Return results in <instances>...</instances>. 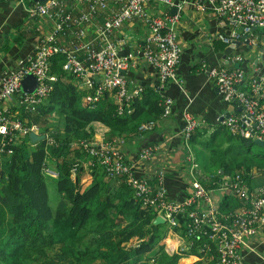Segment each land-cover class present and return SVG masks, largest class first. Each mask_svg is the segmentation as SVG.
Instances as JSON below:
<instances>
[{
    "label": "built area",
    "instance_id": "obj_1",
    "mask_svg": "<svg viewBox=\"0 0 264 264\" xmlns=\"http://www.w3.org/2000/svg\"><path fill=\"white\" fill-rule=\"evenodd\" d=\"M3 1L23 4L31 16L48 19L51 27L39 40L34 52L20 58L15 67L7 69L0 76V146L11 140L17 141L20 136L27 137L30 132L44 134L48 143L53 142L52 136L42 132L37 123L24 122L19 112L12 110L10 102L20 92V105L33 110L35 104L48 95L57 78L55 73L50 72V58L56 53L64 54L62 68L77 76L78 87L88 89L84 96L87 106L94 107L105 92L112 91L117 112L131 111L132 99L141 95L143 87L133 86L129 89L124 70L131 63L132 52L120 55L118 42L109 36L125 21L133 18H139L148 27L142 55L158 75L156 91L160 95L161 115L170 113L172 98L164 95L162 89L169 80L176 78L175 69L180 57L176 25L181 3L175 0ZM70 2L83 4L84 8L74 13L69 8ZM110 3H116L117 9L110 10L103 21L95 25L93 36H87L85 24L98 13L107 11ZM153 4H164L167 8L153 14L148 9ZM173 6H176V10L171 12L169 7ZM197 7L210 9L231 27L227 33L216 34L218 39L228 44L237 41L254 44L257 38L254 30L264 27V0H206ZM67 32L73 34L70 46L58 42L59 36ZM80 52L84 53L83 57L79 55ZM205 65H202V69L213 79L224 100L241 107V111L223 115L220 119L228 134L264 140V72L246 77L240 68ZM27 73H32L37 80L32 92L21 90V79ZM244 82L245 87L242 86ZM183 119L182 134L187 141L201 120L189 111L183 112ZM154 124L155 120L149 118L141 122L138 128L145 131L152 129ZM124 145L125 139L122 137L78 139L75 144L87 154L88 158L83 160V164L88 171L98 165L108 176L125 179L141 207L150 208L155 216L163 218L172 232L170 236L176 241L170 247L166 244V250L169 247L171 252L192 253L201 264H247L243 250L255 249L247 238L264 235V185L253 187L241 173L225 172L219 168L204 174L203 180L199 179L196 175L198 162L186 142L193 176L191 191L183 200L173 199L168 196L163 184V171L158 172L155 184L147 177L138 175L133 170V163L125 156ZM155 150L156 146L148 145L138 156L140 159L150 158ZM80 163V159L72 163L71 178L75 177ZM42 170L48 177L58 176L57 169L50 166L47 160ZM209 184L219 191L221 197L225 193L238 196L241 204L234 209L221 211V197L216 199Z\"/></svg>",
    "mask_w": 264,
    "mask_h": 264
},
{
    "label": "trees",
    "instance_id": "obj_2",
    "mask_svg": "<svg viewBox=\"0 0 264 264\" xmlns=\"http://www.w3.org/2000/svg\"><path fill=\"white\" fill-rule=\"evenodd\" d=\"M64 58L62 53L51 56L50 72L57 78L33 110L19 101L12 106L24 122L37 123L53 142L46 138L32 142L28 136H20L0 146V264H59L55 259L64 264H98L94 262L97 259L100 264H179L184 253L165 249L167 235L160 236L154 211L141 207L125 179L112 181L97 165L92 167L93 179L86 186L81 183L83 160L88 157L75 146L78 139L92 140L96 132L106 139L122 137L126 141L141 115H160L159 93L143 88L141 95L132 99L129 112L118 113L109 92L89 107L84 100L88 89L79 88L77 76L62 68ZM52 112L63 117L61 128L49 129ZM226 132L216 131L227 136L224 142L216 141L215 133L203 137L199 127L191 133L190 141L202 159L196 168L199 179L218 168L239 172L248 182L252 173L264 172V150L253 149L256 143L251 138ZM49 159L57 177L43 173ZM79 159L71 178L70 167ZM47 180L55 182L59 194L55 207L49 203ZM240 204L238 196L225 193L219 208L227 211ZM133 239H137L136 245L129 244ZM54 245L59 249L52 253Z\"/></svg>",
    "mask_w": 264,
    "mask_h": 264
},
{
    "label": "crops",
    "instance_id": "obj_3",
    "mask_svg": "<svg viewBox=\"0 0 264 264\" xmlns=\"http://www.w3.org/2000/svg\"><path fill=\"white\" fill-rule=\"evenodd\" d=\"M175 2L182 5L180 18L176 25L180 42V57L175 69L176 78L169 80L162 89L164 95L172 98L171 111L167 115L160 113L159 116L153 117L154 127L145 131L139 130L138 126L150 117L144 114L140 119H136L133 131L126 136L124 151L127 159L133 163L135 173L147 177L151 183L155 184L158 172L162 170V181L168 196L183 200L190 194V182L193 178L186 142L195 156L194 144L191 143L190 138L186 141L182 134L183 112L189 111L201 120L199 128L204 133L203 137L215 133L216 141L224 142L227 141V136L216 133L219 129L224 132L226 130L220 123V119L223 115L241 111V107L235 102L224 100L213 79L207 71L202 69V65L240 68L246 77L263 73L264 28L254 30L257 36L254 44L245 41L228 44L218 39L216 34L217 32L227 33L231 27L216 17L210 9L201 10L197 7V4L206 3V0H175ZM117 6L116 3H110L107 11L98 13L86 23L87 36H93L95 25L101 23L110 13L109 11L117 9ZM69 8L74 13H78L84 8V5L70 2ZM165 8L167 6L164 4H153L148 7L150 13L153 14H158ZM173 8L175 11L176 6L169 7V10L171 11ZM50 27L51 22L48 19L31 16L23 4L0 0V76L7 69L15 67L20 58L34 52L39 40ZM147 33L148 27L145 22L139 18H133L125 21L109 36L113 41L118 42L120 55L132 52L131 63L124 70L129 82V89L133 86H142L157 90V72L142 55L143 42ZM72 41L73 34L70 32L62 34L58 38V42L64 46H70ZM79 55L83 57L84 53L80 52ZM245 85L246 82H244ZM108 92L111 93V99L114 100L112 92ZM19 96L20 93H17L13 97L10 102L12 106L18 105ZM53 128L49 125V129ZM102 138L106 139L102 132H96L93 137V139ZM148 145L156 146L155 152L150 158L140 159L139 152ZM195 159L197 160L196 156ZM94 169L88 171L85 167L81 178V183L84 186L93 179ZM97 169L103 172L100 166H97ZM253 176L252 173L251 178ZM111 179L118 182L115 178ZM212 190L216 199L219 200L221 197L219 191L214 187ZM167 237L165 242L169 247L176 243L170 234ZM249 242L256 247L254 250L246 248L243 250L246 263L264 264V257L257 249L256 240ZM195 262L192 253H186L179 259V264H194Z\"/></svg>",
    "mask_w": 264,
    "mask_h": 264
},
{
    "label": "rangeland",
    "instance_id": "obj_4",
    "mask_svg": "<svg viewBox=\"0 0 264 264\" xmlns=\"http://www.w3.org/2000/svg\"><path fill=\"white\" fill-rule=\"evenodd\" d=\"M262 28H264V27H262ZM62 121H63V117L61 115H58L56 112H52L50 114L49 124H50L51 127L61 128L62 125H63V122ZM195 149H197V146H195ZM253 149H262V150H264V147L263 146H258L256 144H254L253 145ZM194 154H195L197 160L200 162L202 159H201V157H200V159L198 158V152H196L194 150ZM47 163L50 166L55 167L52 159L51 160L49 159L47 161ZM50 180H52V179H50ZM50 180H47V186H48V192H49V203H50V205L52 207H55L57 205V200L59 198V194H58V192L56 190L55 182L50 181ZM250 183H251V185L253 187H257V186L261 185L262 183H264V172H262V171L255 172L254 173V176L250 180ZM158 224H160V228H159L160 236H162V235L164 236V234H166L167 236H168V234L172 235V232L170 231V228L167 225V223H158ZM247 239L249 241L256 240V242H257V244H256L257 245V249H258L260 255L264 257V235H258L256 237H252V238L249 237ZM137 243H138L137 239L130 240V242H129V244H137ZM165 244H166V242L164 241L163 242V246H165ZM58 247H59L58 245H54V247H53V249H52L51 252L54 253V252L58 251V249H59ZM167 249H168L167 251L169 253H172L171 252L172 251L171 248L167 247ZM99 260L100 259H97L94 262H99L98 264H100V261ZM55 261H57L59 264H64L63 261L56 260V259H55ZM46 264H51V263L47 262Z\"/></svg>",
    "mask_w": 264,
    "mask_h": 264
},
{
    "label": "water",
    "instance_id": "obj_5",
    "mask_svg": "<svg viewBox=\"0 0 264 264\" xmlns=\"http://www.w3.org/2000/svg\"><path fill=\"white\" fill-rule=\"evenodd\" d=\"M39 1H45V0H39ZM173 11H174V8L171 9V12H173ZM36 84H37V80H36L35 76L32 73H27L21 79V90L26 91V92H32L34 90ZM28 137L30 138V140L32 142H34L36 140L43 139L44 134L37 135L34 132H30L28 134ZM253 141L256 144L264 147V140H261L259 138H254ZM154 223H156V224L157 223H164V220L160 215H156L154 218Z\"/></svg>",
    "mask_w": 264,
    "mask_h": 264
}]
</instances>
